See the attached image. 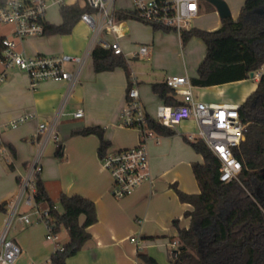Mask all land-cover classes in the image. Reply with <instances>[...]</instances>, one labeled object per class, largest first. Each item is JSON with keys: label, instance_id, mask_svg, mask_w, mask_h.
Here are the masks:
<instances>
[{"label": "crops", "instance_id": "1", "mask_svg": "<svg viewBox=\"0 0 264 264\" xmlns=\"http://www.w3.org/2000/svg\"><path fill=\"white\" fill-rule=\"evenodd\" d=\"M224 1L230 10V17L237 20L246 0ZM76 3L82 8L85 7L84 0H66L65 5ZM119 3L118 10H133V0H120ZM53 7L56 6L48 8L46 21L61 24L62 18L58 23L51 22L48 18V11ZM198 9V15L191 22L190 28L215 31L221 27L223 18L209 1L199 0ZM137 20L119 22L123 30L120 43L125 51L130 75L133 74L138 80L145 111L147 115L154 116L155 108L160 101L152 93L151 84L165 82L167 78L173 76H185L189 79L195 77L198 66L205 58L206 45L199 38H192L187 44L182 45L180 34L155 31L151 25ZM75 26L88 27L81 21ZM6 37L9 38L0 34V38ZM72 37L73 30L66 36L19 39L18 43L13 39L17 46L22 47L21 52L24 51L30 56L69 54L84 58L79 83L64 110L66 113L67 109H70L67 116L72 119L66 123L61 121L59 125L60 142L64 144V157L63 159L56 157L58 143H51L43 159V170L40 174L49 196L57 204L58 209L62 193L67 196L80 195L94 202L96 206L98 221L87 229L91 239L75 256L69 258L67 263L134 264L137 248L130 241V237L137 234L146 242L142 241L141 253L160 263L161 254L157 247L172 248L174 241L179 243L178 229L174 221H178L180 228L190 226V217H186L185 212L192 211L193 206L182 202L177 190L186 194L200 193L195 177L194 181H191L186 174L174 173L170 176V172L177 167L187 165L192 172V163L204 162L203 157L197 153L199 162H192L186 148L187 142L184 140L188 133L196 130L195 123L192 120L184 121L178 129L181 134L172 137L149 133L146 145L150 170L154 177L153 183H144L130 195L121 199L115 198L111 192L112 177L103 167L98 154L99 138L94 134L83 136L72 133L84 128L101 126L105 129L106 140L111 143L109 149L124 150L138 146L141 132L133 128L137 131L136 138L128 140L124 135L130 131V127L120 125V112L126 103L130 78L122 68L95 72L92 60L94 47L88 52L94 40L84 51L88 41L85 40L81 46L76 47L67 42L68 38ZM105 38L113 40L111 35ZM139 45L151 46L152 56L149 60L135 57L134 53ZM141 60L149 63L144 69L139 68ZM70 67L75 68L74 65ZM258 72L264 74V67ZM3 74L6 78L1 81ZM258 81L259 78L254 77L222 85L194 87L197 92L196 94L193 92V96L195 100L205 103L241 105L257 88ZM66 89L67 83L64 81H42L32 86L24 72L18 69L6 70L0 61V204H8L7 212H0V230L11 212L12 202L18 196L21 177L26 174L37 152L39 124L49 121L55 115ZM78 110L84 113L81 118H75L73 115ZM31 112L37 114L36 119L23 122L15 128L10 126L11 121ZM9 145L15 152L10 150ZM21 213L28 212L22 208ZM30 219V223L16 220L9 232V237L16 240L22 249L16 264L47 263L55 252L56 244L46 239L47 229L43 222L40 223L38 219L32 220V217ZM80 221H83V217ZM65 235L64 240L59 239V244L67 243L66 231ZM173 250L172 248L167 255L169 263Z\"/></svg>", "mask_w": 264, "mask_h": 264}, {"label": "trees", "instance_id": "2", "mask_svg": "<svg viewBox=\"0 0 264 264\" xmlns=\"http://www.w3.org/2000/svg\"><path fill=\"white\" fill-rule=\"evenodd\" d=\"M6 0H0V6ZM92 12L78 3L62 5L59 13L61 24L43 21L44 35L66 36L72 33L80 16ZM116 21L137 19L134 10H117ZM155 31L175 32L162 26L153 25ZM182 45L192 38H199L206 45V55L197 69V75L190 79L194 87H210L254 78L264 67V0H246L237 20L223 18L222 25L215 31L198 28L184 29L180 33ZM0 38V56L4 50ZM94 71L97 73L125 70L130 71L124 55L115 54L113 49L96 44L92 50ZM253 74V76H252ZM130 83L128 85V89ZM127 89V90H128ZM152 93L160 103L176 106L181 99L166 84L152 83ZM240 118L247 125L245 140L234 149V155L243 165L238 180L228 183L220 180L221 163L213 152L200 140L190 142L195 153L203 157V164L192 163V172L199 185L200 193L186 194L177 190L182 202L193 206L185 212L190 217V226L180 228L178 221V246L171 253L170 264H264V74H261L257 88L240 105ZM142 133L172 137L176 129L159 124L155 117L147 115ZM96 135L100 140L98 154L103 157L110 148L101 126L77 130L72 135ZM10 150L14 148L9 145ZM56 157L63 159L64 144L58 143ZM35 200L49 210L48 223L59 234L65 229L68 241L62 250H56L51 264H68L91 239L88 227L98 221L94 202L80 195L61 194L60 209L49 196L45 181L37 176ZM6 203L0 204V212H7ZM83 217V221L80 219ZM139 257L146 264L158 262L144 253Z\"/></svg>", "mask_w": 264, "mask_h": 264}, {"label": "built area", "instance_id": "3", "mask_svg": "<svg viewBox=\"0 0 264 264\" xmlns=\"http://www.w3.org/2000/svg\"><path fill=\"white\" fill-rule=\"evenodd\" d=\"M117 0H84L85 7L92 12H84L79 21L95 30L93 45L100 44L105 48L113 49L115 54L125 56V51L120 43L123 30L116 21ZM199 0H133V10L136 18L148 25H157L174 30L180 34L182 30L189 29L191 22L198 15ZM66 0H6L0 6V22L14 24V35L22 40L26 38L44 37L43 21L51 6H62ZM111 35L109 41L105 36ZM4 50L0 61L6 70L18 69L30 79L31 85L36 86L42 81H64L67 83L65 96L55 115L49 120L39 124L37 152L26 174L19 182V193L12 202L11 212L0 230V264H16L22 254L18 242L9 237L10 229L16 220L25 223L31 222V214L37 215L38 220L46 226V239L56 244V250H62L58 234L54 232L53 225L49 224V210L35 200V181L43 170V159L51 143L61 141L59 125L65 113V106L74 89L79 83L81 68L84 58L77 55H27L18 51L15 41L10 38L3 39ZM90 47L89 51L94 47ZM135 57L149 60L152 48L149 45H139L134 53ZM74 65V69L70 66ZM261 73H255V78H260ZM6 75L1 76V81ZM166 84L181 98L182 104L171 106L159 103L156 106L155 120L167 127L176 128L184 121L192 120L196 130L186 135L188 141L200 140L213 152L221 163L220 180L228 183L238 180L243 172V165L234 155V149L245 140L247 125L240 118L238 104H211L194 99L190 79L185 76H173L166 79ZM130 87L127 90L126 103L120 112V125L137 128L146 124L147 113L141 100L138 89V80L132 74ZM83 111L73 113L75 118H81ZM37 118L35 112L21 115L10 122L12 128L28 120ZM150 134L142 133L138 146L124 150L108 149L101 158L103 167L112 177V195L121 199L138 189L144 183L152 184L154 177L150 170V158L146 140ZM27 204L34 209L33 213H21L22 205ZM136 245L137 255L134 264H146L139 252L143 249L141 240L130 237ZM176 241L172 248H177ZM44 264H51L50 261Z\"/></svg>", "mask_w": 264, "mask_h": 264}, {"label": "rangeland", "instance_id": "4", "mask_svg": "<svg viewBox=\"0 0 264 264\" xmlns=\"http://www.w3.org/2000/svg\"><path fill=\"white\" fill-rule=\"evenodd\" d=\"M120 0H118L116 2V5H115V8L118 10L119 8V3ZM59 6H56V7H53V8H50L49 9V14H48V18L51 22H54V23H58L60 22L61 20V16L59 14ZM137 20V19H136ZM139 21V20H137ZM76 27V26H75ZM73 28V37L72 38H68L67 42H69L70 44H72L73 46H81L85 40L88 41V44H86L87 46L84 48V51L88 48V46L91 44V42L95 39V30L91 27H86V26H82L80 28ZM0 34L1 36H9L10 39H14L17 43L19 42V39L14 35V24L12 23H2L0 22ZM47 37V36H46ZM41 38H44V37H41ZM41 38H35V39H41ZM18 51H21L22 50V47L21 46H17L16 48ZM184 54V53H183ZM184 60L185 62L187 63V58L185 57V54H184ZM180 62V61H179ZM183 62V61H182ZM139 68H143L145 66H148V62L146 61H139ZM188 65V63H187ZM230 90L234 89V88H229ZM197 89H193V92L194 94H196V91ZM214 93V92H213ZM70 110L69 108L67 109V111ZM67 111H66V114L64 116H62V121H64L65 123L66 122H69L72 117H70L69 115L67 116ZM155 117L156 116V108H155V111H154V114H153ZM177 128V134H181V131L178 130L179 129V125L176 126ZM175 129V128H174ZM136 129H131L130 128V131L127 132L124 136L128 139V140H132L134 138H136V135H137V131H135ZM183 141V139H182ZM186 143V142H185ZM186 148H187V151L189 152L190 156H191V160L192 162H199V156L192 150L191 146L189 143H186ZM171 166V165H170ZM174 173H177V174H181V175H187V178L190 177V180L191 181H194V176H193V173L191 172V168L188 167L187 165H183L181 167H177L175 168L174 170H172L170 172V176H172ZM22 208L28 212V213H33L34 209H32V207H29L27 204H23L22 205ZM164 211H167V210H164ZM31 217H32V220H37L38 219V216L37 215H34V214H31ZM39 221V220H38ZM38 223V222H37ZM42 223V222H40ZM61 235L59 237L60 241L64 240V238L66 237L65 235V229H62L61 230ZM135 238H138L139 240H141V242H145L144 239H141V236L140 235H134ZM146 243V242H145ZM155 244L158 243V242H154ZM157 250L160 252V263L158 264H170L168 262V253L171 252L172 248L170 246L168 247H157Z\"/></svg>", "mask_w": 264, "mask_h": 264}, {"label": "water", "instance_id": "5", "mask_svg": "<svg viewBox=\"0 0 264 264\" xmlns=\"http://www.w3.org/2000/svg\"><path fill=\"white\" fill-rule=\"evenodd\" d=\"M207 1H209L218 10L221 18L230 17V10L224 0H207Z\"/></svg>", "mask_w": 264, "mask_h": 264}]
</instances>
